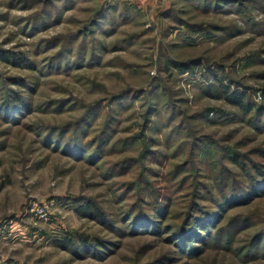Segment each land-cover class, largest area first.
Segmentation results:
<instances>
[{
  "label": "rangeland",
  "instance_id": "rangeland-1",
  "mask_svg": "<svg viewBox=\"0 0 264 264\" xmlns=\"http://www.w3.org/2000/svg\"><path fill=\"white\" fill-rule=\"evenodd\" d=\"M0 264H264V0H0Z\"/></svg>",
  "mask_w": 264,
  "mask_h": 264
},
{
  "label": "trees",
  "instance_id": "trees-1",
  "mask_svg": "<svg viewBox=\"0 0 264 264\" xmlns=\"http://www.w3.org/2000/svg\"><path fill=\"white\" fill-rule=\"evenodd\" d=\"M218 95L216 96L217 99L222 100L229 105H232L244 113H249L253 108L245 102L244 97L241 93H238L237 91L231 90L229 86L220 84V86L217 89ZM88 206H85V208H82L80 210H85ZM89 208V207H88Z\"/></svg>",
  "mask_w": 264,
  "mask_h": 264
}]
</instances>
